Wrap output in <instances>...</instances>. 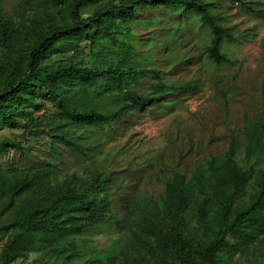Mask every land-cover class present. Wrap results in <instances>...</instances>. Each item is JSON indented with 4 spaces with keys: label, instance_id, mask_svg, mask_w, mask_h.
I'll list each match as a JSON object with an SVG mask.
<instances>
[{
    "label": "rangeland",
    "instance_id": "rangeland-1",
    "mask_svg": "<svg viewBox=\"0 0 264 264\" xmlns=\"http://www.w3.org/2000/svg\"><path fill=\"white\" fill-rule=\"evenodd\" d=\"M17 1L0 0L1 11L9 13ZM224 1L233 40L224 46L227 63L221 65L208 58L210 33L195 16L184 20L139 10L133 25L137 64L149 73L133 82L130 96L133 103L146 97L161 96L162 100L152 110L110 126L86 130L68 124L66 132L79 145L85 144L87 155L52 140L50 121L59 120L60 115L51 104L31 115L37 119L26 122L20 117L19 128L0 131V141L18 144L17 149L0 153L2 172L49 169L58 181L73 177L84 181L101 174L102 179H109L106 194L119 221L116 228L89 230L9 264H109L113 258L115 264H122L124 255L133 264H163L164 259L146 241L136 240V225L162 209L167 179L179 173L196 187L212 158L219 159L216 166L221 164L232 140L237 151L234 161L241 172L232 217L242 216L240 226L222 239L213 237L211 232L220 230L219 200L210 189L196 191L184 215L183 237L192 264H201L203 250L210 245L215 248L213 264H264V199L257 197V183L264 175V150L254 138L258 122L264 119V18L255 14L257 9L264 10L257 4L264 0ZM94 8L87 7L83 17ZM78 47L51 54L44 64L97 66L88 43L80 41ZM105 103L106 109L122 104ZM126 201L133 211L130 216L122 209ZM5 241L6 234L0 236V254Z\"/></svg>",
    "mask_w": 264,
    "mask_h": 264
},
{
    "label": "trees",
    "instance_id": "trees-1",
    "mask_svg": "<svg viewBox=\"0 0 264 264\" xmlns=\"http://www.w3.org/2000/svg\"><path fill=\"white\" fill-rule=\"evenodd\" d=\"M224 3V0H18L9 13L0 9V131L19 128L20 117L26 122L37 119L31 115L51 104L60 115L59 120L50 121L52 140L87 155L85 144L79 145L66 132L68 124L86 130L110 126L132 114L150 111L162 100L161 96L146 97L141 103H133L130 96L133 82L149 73L137 64L139 51L133 25L139 10L184 20L195 16L210 33L208 58L221 65L227 63L224 46L233 40ZM257 4L264 7L262 2ZM89 6L95 8L83 17ZM255 14L264 18L262 9L255 10ZM80 41L88 43L97 66L44 64L51 54L64 52L71 46L80 49ZM106 100L122 104L106 109ZM128 100L132 102L126 104ZM254 138L264 150V119L258 122ZM17 148L18 144L9 139L0 141V153ZM236 154V142L232 140L221 164L216 166L219 159L212 158L196 187L193 180L187 181L179 173L167 179L162 209L136 225L139 226L136 240L146 241L158 253L157 257L164 259L163 264H192L183 228L184 215L196 191L210 189L219 200L220 230L211 232L213 237L222 239L240 226L242 216L232 217L241 181V172L234 161ZM108 180L98 173L84 181L76 177L58 181L52 178L49 169L0 170V236L6 234L0 254L2 263L9 264L26 253L68 242L92 229L116 228L119 221L110 210L111 199L106 194ZM257 187L258 200H262L264 175ZM122 206L127 216L133 214L128 201ZM129 224L127 228L131 227ZM214 249L210 245L203 250L201 264H213ZM109 264H115V259ZM122 264L133 261L124 255Z\"/></svg>",
    "mask_w": 264,
    "mask_h": 264
}]
</instances>
